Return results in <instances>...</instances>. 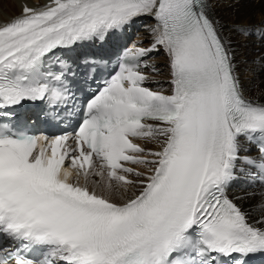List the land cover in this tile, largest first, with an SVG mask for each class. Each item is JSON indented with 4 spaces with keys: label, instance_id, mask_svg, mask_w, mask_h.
<instances>
[{
    "label": "snow or ice",
    "instance_id": "1",
    "mask_svg": "<svg viewBox=\"0 0 264 264\" xmlns=\"http://www.w3.org/2000/svg\"><path fill=\"white\" fill-rule=\"evenodd\" d=\"M221 2L42 0L0 23V238L12 242L0 264L264 255V190L230 195L242 180L264 189V102L246 95L232 43L257 30L264 43V18L226 24L215 15ZM141 18L154 21L149 46L125 50L73 134L12 123L25 103L43 105L44 118L74 109L81 67L95 72L101 61L73 54ZM161 49L168 87L154 90L149 58Z\"/></svg>",
    "mask_w": 264,
    "mask_h": 264
},
{
    "label": "bare ground",
    "instance_id": "2",
    "mask_svg": "<svg viewBox=\"0 0 264 264\" xmlns=\"http://www.w3.org/2000/svg\"><path fill=\"white\" fill-rule=\"evenodd\" d=\"M20 1L26 2L29 6L40 5L42 2V0H0V23L9 22L19 16L21 10V6H19ZM215 15L226 24H231L235 21L259 25L260 20L264 18V3H260L259 0H256V2H251V0H222L221 3L216 5ZM153 23L154 21L150 18H141L136 20L131 26L135 29L138 25H142L143 29V25H145L146 30L143 29L142 34L139 33L145 39V45L149 44L148 40H150V37L148 35V29ZM241 38L244 39L245 37L235 34L232 35V43L235 48V62L240 80L246 95L249 97L256 95L255 97L264 99V96L259 94L262 86H264V63L262 62L264 60V43L259 39L258 30L248 38H245L244 41L240 40ZM159 52L162 53V58L156 57L158 53L153 54L149 58L150 63L154 64L157 69L156 72L149 70L148 73L152 78V82L148 86L154 90H159L161 87L166 89L168 87L169 70L165 67L167 69V75H164L165 70L159 66L162 64L168 66L167 57L162 49ZM162 71L164 74H161ZM259 86L260 90L255 93ZM148 147H153V145H148ZM241 193L242 191L238 192V194ZM260 193H257V198H259ZM241 203L243 207H248L247 201Z\"/></svg>",
    "mask_w": 264,
    "mask_h": 264
},
{
    "label": "rangeland",
    "instance_id": "3",
    "mask_svg": "<svg viewBox=\"0 0 264 264\" xmlns=\"http://www.w3.org/2000/svg\"><path fill=\"white\" fill-rule=\"evenodd\" d=\"M141 26H142V25H141ZM143 26H144V28H143V29H145V30H146V28H145V25H143ZM143 32H144V31H143ZM140 34H142V32H141ZM240 40L244 41V40H245V38H244V39H243V38H241ZM148 41H149V40H148ZM263 46H264V44H263ZM158 54H160V55H161V56H160V57H158V58H162V57H163V56H162V53H160V52H159ZM158 54H157V55H158ZM153 59H154V58H153ZM262 62L264 63V60H262ZM158 65H159V64H158ZM165 65H166V64H165ZM159 66H160V67H163V69L165 70V71H164V73H165V74L163 73V71L161 72V74L167 75V69L169 70L168 66H164V64H162V65H159ZM165 67H166L167 69H166ZM263 67H264V64H263ZM258 90H260V86H259V88L257 89V91H256L255 93H257V92H258ZM262 90H264V86H262ZM255 96H256V95H254V97H255ZM255 98H257V97H255ZM258 99H260V98H258ZM260 100L262 101V100H264V99H260Z\"/></svg>",
    "mask_w": 264,
    "mask_h": 264
}]
</instances>
